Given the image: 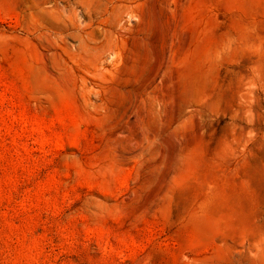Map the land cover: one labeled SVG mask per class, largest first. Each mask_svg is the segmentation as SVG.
<instances>
[{
  "label": "rangeland",
  "instance_id": "1",
  "mask_svg": "<svg viewBox=\"0 0 264 264\" xmlns=\"http://www.w3.org/2000/svg\"><path fill=\"white\" fill-rule=\"evenodd\" d=\"M0 264H264V0H0Z\"/></svg>",
  "mask_w": 264,
  "mask_h": 264
}]
</instances>
